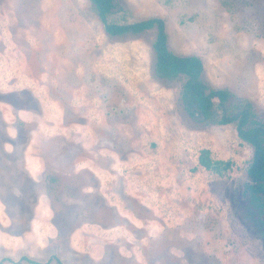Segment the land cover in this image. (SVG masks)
<instances>
[{
  "label": "rangeland",
  "instance_id": "obj_1",
  "mask_svg": "<svg viewBox=\"0 0 264 264\" xmlns=\"http://www.w3.org/2000/svg\"><path fill=\"white\" fill-rule=\"evenodd\" d=\"M115 4L120 24L161 18L230 96L190 115L184 78L155 75L154 27L108 32L89 0H0L1 264H264L240 213L253 148L218 122L248 106L264 124V0ZM203 148L231 166L199 165Z\"/></svg>",
  "mask_w": 264,
  "mask_h": 264
},
{
  "label": "trees",
  "instance_id": "obj_2",
  "mask_svg": "<svg viewBox=\"0 0 264 264\" xmlns=\"http://www.w3.org/2000/svg\"><path fill=\"white\" fill-rule=\"evenodd\" d=\"M95 7L97 14L106 31L120 33L131 31L138 33L149 28H156L153 49L155 52L154 72L160 78L173 79L182 76L184 81L181 89V99L187 112L192 116L207 118L213 110V98H217V104L224 106L230 96L229 92L221 88L209 87L201 78L203 65L196 55H179L168 49L167 35L164 21L159 17H150L132 23H117L110 19L113 13L115 0H89ZM236 121V128L241 139L251 144L253 154L246 168L247 181L243 187L245 200L241 215L244 219L253 222L258 228L264 240V124L258 121L248 106L243 107L233 115L222 113L218 122L227 123ZM199 165L206 169L221 174L228 169L232 162L220 159L213 160L210 151L203 148L198 156ZM59 264L60 261L56 259ZM12 259L3 257L0 264ZM39 264L37 261L22 255L18 261Z\"/></svg>",
  "mask_w": 264,
  "mask_h": 264
},
{
  "label": "bare ground",
  "instance_id": "obj_3",
  "mask_svg": "<svg viewBox=\"0 0 264 264\" xmlns=\"http://www.w3.org/2000/svg\"><path fill=\"white\" fill-rule=\"evenodd\" d=\"M141 190V189H140ZM146 190V189H145ZM149 193V192H148Z\"/></svg>",
  "mask_w": 264,
  "mask_h": 264
}]
</instances>
